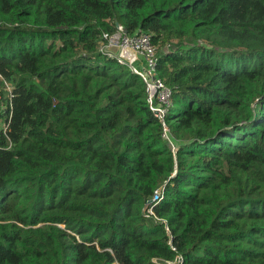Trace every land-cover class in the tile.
<instances>
[{"label": "trees", "instance_id": "obj_1", "mask_svg": "<svg viewBox=\"0 0 264 264\" xmlns=\"http://www.w3.org/2000/svg\"><path fill=\"white\" fill-rule=\"evenodd\" d=\"M0 73V264H264V0H0Z\"/></svg>", "mask_w": 264, "mask_h": 264}, {"label": "built area", "instance_id": "obj_2", "mask_svg": "<svg viewBox=\"0 0 264 264\" xmlns=\"http://www.w3.org/2000/svg\"><path fill=\"white\" fill-rule=\"evenodd\" d=\"M115 32H103L98 45V52L105 54L110 58H114L120 64H127L132 72L138 74L145 82L147 91V101L154 115L163 121L167 106L170 102V89L164 83V80L158 76L156 65L158 61V46L152 42L148 33L136 30L128 33L119 23L115 24ZM170 47L165 45V49ZM13 87L10 82L6 81L0 73V109L4 108L1 101L2 92L8 98H11ZM6 128V123H3ZM166 128H164V133ZM161 197V188L156 189L150 202H157ZM152 214L151 207L147 210ZM171 249L174 246L168 241ZM152 264H183V257L176 254L171 259H160L153 257Z\"/></svg>", "mask_w": 264, "mask_h": 264}, {"label": "water", "instance_id": "obj_3", "mask_svg": "<svg viewBox=\"0 0 264 264\" xmlns=\"http://www.w3.org/2000/svg\"><path fill=\"white\" fill-rule=\"evenodd\" d=\"M118 22H116L115 24H117Z\"/></svg>", "mask_w": 264, "mask_h": 264}]
</instances>
